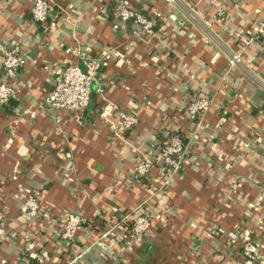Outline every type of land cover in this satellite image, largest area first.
<instances>
[{
  "label": "crops",
  "instance_id": "1",
  "mask_svg": "<svg viewBox=\"0 0 264 264\" xmlns=\"http://www.w3.org/2000/svg\"><path fill=\"white\" fill-rule=\"evenodd\" d=\"M49 1L47 23L35 25L32 0H0V81L2 50L24 55L0 99V264H242L243 230L251 264H264V0H220L221 14L205 0ZM121 4L159 11L157 36L119 21ZM76 44L104 61L88 103L50 107L59 64L83 67ZM232 51L241 60L228 66ZM203 89L212 100L197 125L185 106ZM104 99L137 118L124 140L97 112ZM168 132L189 144L180 170L162 185L161 166L131 177V147ZM33 188L38 212L24 220ZM68 211L85 219L69 243L58 236ZM140 212L149 225L133 237L118 221Z\"/></svg>",
  "mask_w": 264,
  "mask_h": 264
},
{
  "label": "built area",
  "instance_id": "2",
  "mask_svg": "<svg viewBox=\"0 0 264 264\" xmlns=\"http://www.w3.org/2000/svg\"><path fill=\"white\" fill-rule=\"evenodd\" d=\"M205 1L213 6L216 14L223 12L220 0ZM49 14V0H32L28 16L35 25H45ZM159 15L160 12L155 11L149 16L124 4L119 5L114 10V16L119 21H131L136 27L135 33L138 36L141 33L145 34V39L157 36L154 26ZM69 51L81 60L83 67H80L77 63L59 64L53 78V84L48 90L45 103L53 108L76 110L87 105L91 84L95 80L98 70L104 61L99 56L91 54L87 45L80 46L76 44L70 46ZM240 60L239 51H232L227 57L228 66L234 65ZM23 62L24 55L16 48L8 46L2 50L1 67L5 76L4 80L0 81V99L2 101L6 102L13 92V77ZM211 100L212 97L208 95L207 90L203 89L202 93L187 101L185 106L187 117L195 120L198 125L202 114L209 107ZM107 102L105 99L99 116L113 136L124 140L125 131L136 123L137 118L127 110L116 109V104L112 101H109L110 107L108 111H105V104ZM105 112H107V116ZM188 146V142L178 132H168L164 140L152 142L148 149H139L132 146L131 149L136 152V161L131 170V177L141 179L148 174L151 168L161 166L166 171V174L160 185L165 184L167 179L182 167L184 157L188 152ZM64 155L70 156L69 151H64ZM160 185L159 187H161ZM38 194L39 188H33L24 198L21 210L24 220H29L37 214ZM2 217L0 210V222L3 219ZM84 220V217L77 212H66L59 225L58 236L65 242L69 243L73 241L76 227ZM118 222L124 223L125 230L129 235L139 237L149 225V215L146 212H140L129 218V213H126ZM242 235V264H251L257 251L255 245L250 241L249 232L243 230ZM63 264H76L75 257L69 258ZM214 264L221 263L216 262Z\"/></svg>",
  "mask_w": 264,
  "mask_h": 264
},
{
  "label": "rangeland",
  "instance_id": "3",
  "mask_svg": "<svg viewBox=\"0 0 264 264\" xmlns=\"http://www.w3.org/2000/svg\"><path fill=\"white\" fill-rule=\"evenodd\" d=\"M104 101H105V99H104ZM103 104H104V102H103ZM103 104H101V105L99 106L98 111H97L98 114H99V112L101 111V107H102ZM116 109H120V108H118L117 105H116ZM116 109H115V110H116ZM114 115H115V113H114Z\"/></svg>",
  "mask_w": 264,
  "mask_h": 264
},
{
  "label": "bare ground",
  "instance_id": "4",
  "mask_svg": "<svg viewBox=\"0 0 264 264\" xmlns=\"http://www.w3.org/2000/svg\"><path fill=\"white\" fill-rule=\"evenodd\" d=\"M109 107H110V102H109V104H107L105 111H108ZM105 115L107 116V112H105Z\"/></svg>",
  "mask_w": 264,
  "mask_h": 264
},
{
  "label": "trees",
  "instance_id": "5",
  "mask_svg": "<svg viewBox=\"0 0 264 264\" xmlns=\"http://www.w3.org/2000/svg\"><path fill=\"white\" fill-rule=\"evenodd\" d=\"M9 99V98H8Z\"/></svg>",
  "mask_w": 264,
  "mask_h": 264
}]
</instances>
